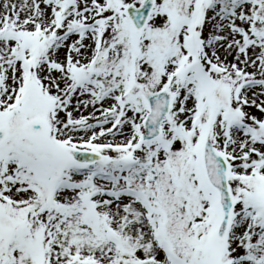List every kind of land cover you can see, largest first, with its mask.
Wrapping results in <instances>:
<instances>
[{
	"label": "snow or ice",
	"instance_id": "6c2138e0",
	"mask_svg": "<svg viewBox=\"0 0 264 264\" xmlns=\"http://www.w3.org/2000/svg\"><path fill=\"white\" fill-rule=\"evenodd\" d=\"M0 264H264V0H0Z\"/></svg>",
	"mask_w": 264,
	"mask_h": 264
}]
</instances>
